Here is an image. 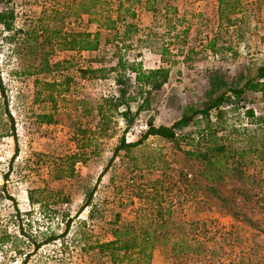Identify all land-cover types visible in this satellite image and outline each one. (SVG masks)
<instances>
[{
    "label": "rangeland",
    "instance_id": "374dc122",
    "mask_svg": "<svg viewBox=\"0 0 264 264\" xmlns=\"http://www.w3.org/2000/svg\"><path fill=\"white\" fill-rule=\"evenodd\" d=\"M155 1L156 10H163L156 15L165 21L164 13L169 19L170 29L164 38H174L176 43L170 51L175 53L180 49L181 55L176 56V63L172 65L174 74L169 81L154 92L150 109L140 112L137 117L146 121L151 119L155 125H169L185 104L198 105L203 101L208 77L213 72L226 78L235 77L264 62V0H241L237 14L243 18L240 32L235 35L232 27L225 32L221 30L218 44L229 48L220 50L217 58H212L205 47L206 34L215 28L216 0ZM63 2L0 0V10L12 8L13 26L25 33L38 24L40 26V22L48 29L95 30L93 23L84 21L85 15L76 19L72 15L59 17V12L64 11ZM139 7L134 6L135 11ZM184 27L188 28L187 34L179 39L174 37ZM37 33L39 37L35 43H41L42 35L39 30ZM156 33L159 36L162 31L154 30V37ZM26 38L24 33L13 34L0 26V78L8 109L14 118L18 146L17 155L9 161L12 139L7 136L0 138V232L8 235V241L0 244V264H20L25 254L22 264H109L105 256L89 250L85 240L108 239L109 223L115 213L118 214V225L131 220L138 208L146 207V196L139 198V189L147 181L160 176L167 179L173 212L165 226L168 242L153 248L149 264H264V201L253 202L256 196L250 199V205L255 204L251 214L253 224L234 219L218 206L214 196L208 194V184L199 176L198 163L186 158L181 151L182 146H177L172 140L149 135L140 144L119 150L97 179L123 132L124 123L117 117L107 135L99 139L94 151H87L84 161H77V165L74 163L71 175H66L65 164H60L62 162L59 163L58 159L76 150L74 121L91 127L90 123L96 120L92 112L77 119L76 110L80 106L74 100L89 99L84 105L87 110L99 95L114 93L115 85L106 81H78L76 67L87 65L86 59L92 56L60 51L57 42L50 39V42L38 45L30 37ZM158 43L154 44V49L158 48ZM186 46H194L195 49L185 63L182 57ZM30 49L35 51L31 53ZM43 51L48 53L49 61L62 62L60 72L35 73L36 60L32 57H38ZM64 76L74 78L67 92L54 97L53 107L50 100L35 99V78L51 80ZM244 102L257 113L262 108L264 110V102L260 101L258 93H246ZM129 105L131 109L135 107L133 102ZM40 111H53L54 122L36 123L33 113ZM124 136L127 141L138 137L127 132ZM255 170L256 164L246 171L249 178L244 182L248 194L259 191L251 182ZM177 173L184 176L178 179ZM191 176L197 179L189 182ZM40 187L68 195L69 202L56 204L52 217L42 216L38 204L25 200L27 189ZM89 191H92L91 219L87 218L88 207L76 214ZM7 197L14 200L20 213L18 218L15 217L12 200ZM64 215L71 219L66 234L40 244L32 251V243L62 232ZM182 237L185 244L178 241ZM173 241L177 243L173 244ZM180 243L187 248V254L176 253L175 248Z\"/></svg>",
    "mask_w": 264,
    "mask_h": 264
},
{
    "label": "trees",
    "instance_id": "16d2710c",
    "mask_svg": "<svg viewBox=\"0 0 264 264\" xmlns=\"http://www.w3.org/2000/svg\"><path fill=\"white\" fill-rule=\"evenodd\" d=\"M156 3L155 0H64L62 3L64 11L59 12V17L72 15L73 19H76L85 15L84 21L87 24H94L93 31L48 29L40 22V26L38 24L31 28L29 33H25L13 26V10L9 7L0 10V26L4 31L13 34L24 33L26 39L30 37L34 43L39 37L37 33L39 30L42 35L41 43L35 44L48 43L50 39L57 42L60 51H93L92 57L86 59L87 65L76 67L78 81L100 82L110 78L115 85L114 93L99 95L95 98L93 106L87 110L84 105L89 99L82 97L74 100L80 106V109L76 110L79 115L77 119L92 112L96 120L93 128L74 121L76 150L58 159L59 163L62 162L60 164H65L66 175H71L75 162L84 161L83 156L87 151H94L99 139L107 135L108 129L114 125L115 118L119 117L124 123L123 132L97 179L105 172L119 150L136 146L149 135L159 136L172 140L177 146H182L183 155L198 163L199 176L207 182L206 190L215 197L219 207L224 208L234 219L253 224L251 214L255 210V204L251 206L250 199L256 196L253 202L264 201V110L262 108V111L257 113L252 107L246 106L244 101L246 93H258L260 101L264 102V62L254 66L251 71L246 69L243 74L235 77L226 78L213 72L208 77V89L200 104H185L179 116L169 125H155L149 119L145 132L134 140H125L124 134L128 126L140 112L150 109L154 92L166 83L169 66L174 65L176 56L181 55L180 49L175 53L170 51L171 47L176 46L174 38L169 39L168 36L162 38L161 35L158 37L157 33L155 37L161 39L158 48L154 49L156 44L154 25L151 24L141 30L136 24L134 6H141L154 13ZM240 4L241 0H216L215 28L210 29V35L207 33L205 37V47L212 58H217L220 50L229 48L218 44L221 30L225 32L232 27L234 29L231 31L235 35L239 34L243 22L241 16L237 17ZM164 19L166 25L169 19L165 17ZM169 29L170 27L167 28ZM165 32L167 35L168 31ZM187 32L188 28L184 27L174 37L183 38ZM194 49V46H186L182 61L188 62L194 54ZM30 50L31 53L35 51V49ZM143 51L157 52L162 65L143 68L138 59ZM47 55L48 53L43 51L38 57H32V60H36L35 73L61 71L62 62L49 61ZM73 78L72 76L51 80L35 78L33 95L35 99L41 97L43 100H50V106L53 107L54 97L67 92ZM130 102L135 103L133 109L129 105ZM33 117L38 124L54 122L53 111L33 113ZM14 124L0 78V138L7 136L12 139L13 147L9 161L18 151ZM254 164L256 170L251 175V178L253 177L251 182L259 191L248 194L245 192L247 185L244 179L249 178L246 171ZM177 175L178 179L184 176L181 173ZM196 179L197 177L191 176L188 181ZM227 181L229 183H226ZM167 184V179L162 176L147 181L139 189L141 193L138 195L139 198H142L141 195L146 196V207L138 208L133 218L124 225L117 224L118 214L115 213L109 223L110 237L105 240L95 238L91 242L86 239L85 246L105 256L109 264H149L153 248L164 245L169 239L165 226L173 212V203L168 198ZM227 185L229 186L226 187ZM91 196L92 191H89L77 208L76 214L88 207L87 218H93ZM26 199L30 204H38L40 213L45 217L54 215L56 204L69 202L68 195L44 187L27 189ZM10 200L14 204V200L12 198ZM14 212L15 217L18 218L20 213L15 204ZM64 216L62 232L32 243V251H35L40 244L66 234L71 219L67 215ZM7 241L8 235L3 231L0 232V244ZM178 241L185 244L183 237ZM175 243L177 241H173V244ZM182 244L180 243L176 248L174 246L172 251L175 248L176 253L187 254L185 252L187 248L182 247ZM25 257L26 254L20 264L24 262Z\"/></svg>",
    "mask_w": 264,
    "mask_h": 264
},
{
    "label": "crops",
    "instance_id": "0c3cea01",
    "mask_svg": "<svg viewBox=\"0 0 264 264\" xmlns=\"http://www.w3.org/2000/svg\"><path fill=\"white\" fill-rule=\"evenodd\" d=\"M164 8H167V7H164ZM159 11L163 12L162 9L159 10ZM159 11L158 10H156V11L154 10V13H153L152 11L151 12L146 11L145 8H143V7H139L138 11H135L136 12V18H137V20L135 19V21H136L137 25L139 26V28L141 30L144 29L145 27H148L151 24H153L154 25V30H156L158 32L162 31L161 36H162V38H164V35L166 34L165 30L168 31L167 28H169V26H168V23L165 25V21H163V23H161L162 22V18L159 15H156V13L159 14ZM164 11L166 12V9H164ZM167 13L168 12H166V14ZM163 17H165L164 13H163ZM166 17H167V15H166ZM159 18H161V19L158 20ZM138 35H140V32H138ZM156 39L157 40L154 41V42L158 43L159 42V38H156ZM63 52H66V51H63ZM68 52H73V53H78V54H86V56H88V55L92 56L94 54L93 51H81V52L68 51ZM138 59L140 60L141 66L143 68H146V69L155 68L159 64H161L160 61H159L160 59H159L158 53L154 52V51L153 52H151V51L150 52L149 51L148 52H144L143 51L140 54V56L138 57ZM172 74H174L173 67L169 66L168 80L167 81H169L170 76ZM104 81L109 82V83L112 82L110 78L105 79L102 82H104ZM167 81H166V83H167ZM166 83H164L162 85V87ZM90 125H91V128H93L94 125H95V121L90 123ZM24 196H25V192H24ZM25 200H26V197H25Z\"/></svg>",
    "mask_w": 264,
    "mask_h": 264
},
{
    "label": "built area",
    "instance_id": "2783aa9c",
    "mask_svg": "<svg viewBox=\"0 0 264 264\" xmlns=\"http://www.w3.org/2000/svg\"><path fill=\"white\" fill-rule=\"evenodd\" d=\"M148 127V122L146 119H142L141 117H137L134 121L128 126L127 133L131 135L138 136L141 133L145 132ZM79 164V162H75V165ZM0 259H2V255L0 253Z\"/></svg>",
    "mask_w": 264,
    "mask_h": 264
}]
</instances>
